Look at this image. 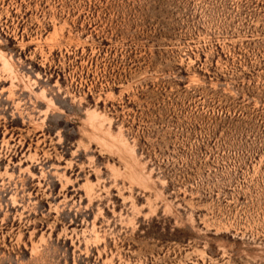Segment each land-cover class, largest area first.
I'll return each instance as SVG.
<instances>
[{"label":"rangeland","instance_id":"374dc122","mask_svg":"<svg viewBox=\"0 0 264 264\" xmlns=\"http://www.w3.org/2000/svg\"><path fill=\"white\" fill-rule=\"evenodd\" d=\"M0 264H264V0H0Z\"/></svg>","mask_w":264,"mask_h":264}]
</instances>
